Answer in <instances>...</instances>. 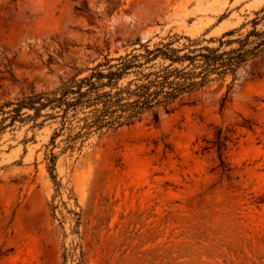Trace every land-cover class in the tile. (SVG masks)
<instances>
[{"label": "rangeland", "instance_id": "obj_1", "mask_svg": "<svg viewBox=\"0 0 264 264\" xmlns=\"http://www.w3.org/2000/svg\"><path fill=\"white\" fill-rule=\"evenodd\" d=\"M256 17L264 29V0H0V105L57 87L96 49L235 38ZM226 89L189 95L158 122L94 133L81 149L62 151L58 137L59 184L56 122L0 130V264H61L75 242L85 264H264V60L223 99ZM219 132L230 137L221 156Z\"/></svg>", "mask_w": 264, "mask_h": 264}, {"label": "trees", "instance_id": "obj_2", "mask_svg": "<svg viewBox=\"0 0 264 264\" xmlns=\"http://www.w3.org/2000/svg\"><path fill=\"white\" fill-rule=\"evenodd\" d=\"M260 20L254 18L253 28L235 38L229 37L235 29L209 39L175 33L158 41L151 37L124 52L116 50V55L110 49H96L99 56L91 60L92 65L57 87L31 91L0 105V130L16 120H32V126H43L47 120L56 122L48 158L52 177L59 184L54 173L58 158L54 148L60 142H64L62 151L81 149L94 133L101 136L148 116L158 122L162 112H171L185 97L215 83L226 84V99L240 70L252 61L264 60V29L257 27ZM182 38L186 41L181 42ZM228 140L229 135L218 133L215 145L219 156ZM61 264H85L79 242L64 247Z\"/></svg>", "mask_w": 264, "mask_h": 264}, {"label": "water", "instance_id": "obj_3", "mask_svg": "<svg viewBox=\"0 0 264 264\" xmlns=\"http://www.w3.org/2000/svg\"><path fill=\"white\" fill-rule=\"evenodd\" d=\"M138 46V44H135V47Z\"/></svg>", "mask_w": 264, "mask_h": 264}]
</instances>
